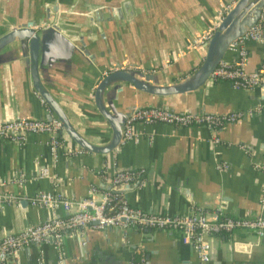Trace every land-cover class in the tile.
I'll return each mask as SVG.
<instances>
[{"label": "crops", "instance_id": "0c3cea01", "mask_svg": "<svg viewBox=\"0 0 264 264\" xmlns=\"http://www.w3.org/2000/svg\"><path fill=\"white\" fill-rule=\"evenodd\" d=\"M235 1L0 0V36L25 23L36 30L57 26L54 41L37 52L38 77L77 135L89 145L103 147L113 137L95 102V87L104 71L120 69L152 85L190 82L206 48L190 47L192 39L211 25L222 4ZM244 46L250 70L258 64L262 47L254 40H246ZM213 49L212 61L236 56L229 43L223 48L221 39ZM29 56L25 38L0 43V119L56 117L32 83ZM98 101L119 124L133 107L148 104L190 113L253 111L214 130L161 121L137 123L136 141L119 142L102 152L79 146L62 129L60 136L68 148H83L78 155L60 147L52 156L46 133H30L19 144L0 139V235L47 217L45 208L29 204L38 190L98 201L110 189L112 196H122L131 206L171 215L201 211L217 217L220 211L224 216L249 217L259 211L264 196L259 165L264 86L241 89L207 77L192 90L158 95L116 77L101 87ZM116 168L138 171L120 192L104 187L107 183L100 174L104 170L109 178ZM91 186L94 190L89 192ZM24 198L27 203L20 205ZM56 212L65 214L60 208ZM82 233L83 243L81 237L66 236L58 251L51 241L27 244L11 254L7 264H264V235L243 227L206 235V261L173 228L85 227Z\"/></svg>", "mask_w": 264, "mask_h": 264}, {"label": "built area", "instance_id": "2783aa9c", "mask_svg": "<svg viewBox=\"0 0 264 264\" xmlns=\"http://www.w3.org/2000/svg\"><path fill=\"white\" fill-rule=\"evenodd\" d=\"M230 6V3H224L217 9L211 25L192 39L190 47L202 46L207 41L218 20L223 17ZM246 40H254L262 47V55L258 64L250 70L246 69L248 57L244 46ZM229 47L236 56L228 61L219 59L208 77L227 80L232 87L241 89H251L256 85L264 86V3L259 8L256 20L232 40ZM105 73L107 71H104ZM252 111V109H246L245 111L233 110L225 114L190 113L163 107L143 106L133 110L123 119L119 142L137 140L139 134L135 127L137 123L161 121L178 126L203 125L214 130L226 122L249 115ZM61 130L62 124L56 117L43 120L16 115L9 120H0V139L19 144L30 133H46L48 135L47 146L52 156L56 155L60 147L72 154H80L83 148L77 146L68 148L60 136ZM262 157L263 161L259 165L264 174V148ZM222 166L224 164L218 167ZM45 172L46 170L42 169V173ZM104 173V170L100 173L103 180L112 188L132 182L138 171L131 168H116L109 178H106ZM93 190L94 187L91 186L88 191L92 192ZM109 190L104 191L102 198L98 201L91 197L79 200L67 199L57 190L36 191L29 197V204L45 208L48 215L38 223L27 224L15 231H6L0 235V264H7L8 257L27 244L51 241L53 247L58 251L66 236L81 237V243H83L82 229L85 227L102 229L113 226L124 229L131 225H144L173 228L179 231L180 240L189 243L203 261L208 259L209 242L206 235L213 232L243 227L258 236L264 235V215L262 214L264 196L259 201V211L253 216L231 217L220 215V211H218L217 217H209L201 211L184 215L145 211L131 206L122 196H112ZM2 199L0 196V201H3ZM57 208L62 209L65 214L59 215L56 212ZM57 261L60 262V255H58Z\"/></svg>", "mask_w": 264, "mask_h": 264}, {"label": "water", "instance_id": "95a60500", "mask_svg": "<svg viewBox=\"0 0 264 264\" xmlns=\"http://www.w3.org/2000/svg\"><path fill=\"white\" fill-rule=\"evenodd\" d=\"M263 3H264V0H236L230 6V8L225 12L223 17L218 20L217 25L214 27L212 34L207 39V41L203 44L204 46L206 45V48H205L203 58L198 68L196 69L195 77L194 79H192L190 82L186 84L175 85V86L174 85L172 86L152 85V84L144 83L138 80L137 78H135L129 72H125L120 69L119 70L114 69V70H111L103 74V76L99 79L95 87V102H96V106L98 107L99 112L109 122L110 127L113 132V137L111 141L106 146H103V147H95V146L89 145L77 135V133L73 130V128L69 124L67 118L65 117L64 113L60 109L57 102L53 99V97L50 95V93L47 91V89L44 87V85L41 83L38 77V74L36 71L37 52L39 49L45 50V47H47V44H49L51 41H54L51 38H54V36H57L58 34L57 26L55 24H52V25H47L44 28H40L39 30H36L31 27V23H25L23 25L15 27L5 32L4 34H2L0 36V43L4 41L6 38H11V37H19L22 39L25 38L27 40L29 50H30L29 70H30L31 80H32V83L35 89L52 108V110L54 111L56 115V118H58L62 124V129L76 142V144H78L79 146L85 149L102 152V151L110 150L112 147H114L115 145L119 143V138L121 134V125H122L123 119L127 115H129L133 110L139 107H143V106L169 108V107H165V105L159 106V105H153V104L133 107L131 111H129V113L126 114V116L121 118L120 124H119L117 119L109 115L104 109L100 107V104L98 101V94L101 90V87L106 82L117 77V78H121L123 80H126L132 83L134 87L140 90L153 93V94H158V95H164V94L174 93V92H183L187 90H192L196 88L197 86H200L205 81V79H207L211 69L220 59V56H219L217 57L216 60L212 61L213 60L212 55L214 51L213 48L216 42L218 41V39H221V44L223 48H225L228 43H230L237 36H239L248 26H250L256 20L258 12H259V8ZM245 11H247V14H244ZM169 109H172V108H169ZM11 118L12 117L0 119V120H9ZM125 186H128V184L115 186L112 188V190L115 192H120L124 189ZM104 187L109 188L110 186L108 184L107 185L104 184ZM26 203H27V200L25 198L21 199L20 205H24Z\"/></svg>", "mask_w": 264, "mask_h": 264}]
</instances>
